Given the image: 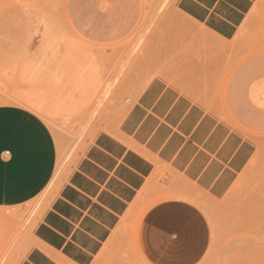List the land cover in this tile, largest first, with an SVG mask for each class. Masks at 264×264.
Segmentation results:
<instances>
[{
	"label": "rangeland",
	"instance_id": "374dc122",
	"mask_svg": "<svg viewBox=\"0 0 264 264\" xmlns=\"http://www.w3.org/2000/svg\"><path fill=\"white\" fill-rule=\"evenodd\" d=\"M177 1L120 0L112 21L131 20L133 33L104 45L80 35L71 0H0V264L22 260L86 148L115 130L154 78L253 140L257 152L220 201L161 168L153 186L183 191L140 199L94 264H154L139 230L167 200L193 204L208 220V248L196 264H264V0L230 42L183 17Z\"/></svg>",
	"mask_w": 264,
	"mask_h": 264
},
{
	"label": "crops",
	"instance_id": "0c3cea01",
	"mask_svg": "<svg viewBox=\"0 0 264 264\" xmlns=\"http://www.w3.org/2000/svg\"><path fill=\"white\" fill-rule=\"evenodd\" d=\"M119 1L71 0V16L84 40L106 45L133 33L131 20L112 21ZM258 1L178 0L177 9L216 40L230 42ZM256 152L253 140L166 80L154 78L115 130L98 134L86 148L36 223L31 246L18 264H94L140 199L183 191L153 186L161 168L220 201ZM208 237L202 211L182 200L154 204L139 230L144 254L154 264H196L207 251Z\"/></svg>",
	"mask_w": 264,
	"mask_h": 264
}]
</instances>
